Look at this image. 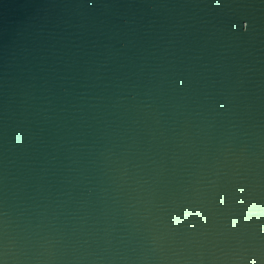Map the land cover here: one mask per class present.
I'll list each match as a JSON object with an SVG mask.
<instances>
[{
    "label": "water",
    "instance_id": "obj_1",
    "mask_svg": "<svg viewBox=\"0 0 264 264\" xmlns=\"http://www.w3.org/2000/svg\"><path fill=\"white\" fill-rule=\"evenodd\" d=\"M0 252L264 264V0H0Z\"/></svg>",
    "mask_w": 264,
    "mask_h": 264
},
{
    "label": "snow or ice",
    "instance_id": "obj_2",
    "mask_svg": "<svg viewBox=\"0 0 264 264\" xmlns=\"http://www.w3.org/2000/svg\"><path fill=\"white\" fill-rule=\"evenodd\" d=\"M240 4H228L226 6L228 7H237L239 8ZM247 20V17L243 15V13H239L237 17L232 21V24H235L236 27L234 30L239 33V26L243 25L245 31L247 32L250 28V22H245ZM254 28V26H252ZM0 264H6V260L4 259V254L0 252Z\"/></svg>",
    "mask_w": 264,
    "mask_h": 264
}]
</instances>
